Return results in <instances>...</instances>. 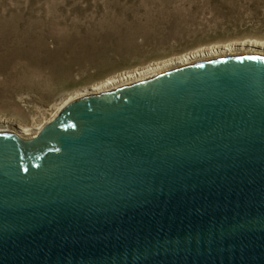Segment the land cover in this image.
Returning <instances> with one entry per match:
<instances>
[{
    "label": "water",
    "instance_id": "water-1",
    "mask_svg": "<svg viewBox=\"0 0 264 264\" xmlns=\"http://www.w3.org/2000/svg\"><path fill=\"white\" fill-rule=\"evenodd\" d=\"M0 264H264V56L79 95L32 139L0 133Z\"/></svg>",
    "mask_w": 264,
    "mask_h": 264
},
{
    "label": "rangeland",
    "instance_id": "rangeland-1",
    "mask_svg": "<svg viewBox=\"0 0 264 264\" xmlns=\"http://www.w3.org/2000/svg\"><path fill=\"white\" fill-rule=\"evenodd\" d=\"M251 39L264 0H0V118L32 125L109 76Z\"/></svg>",
    "mask_w": 264,
    "mask_h": 264
},
{
    "label": "bare ground",
    "instance_id": "bare-ground-1",
    "mask_svg": "<svg viewBox=\"0 0 264 264\" xmlns=\"http://www.w3.org/2000/svg\"><path fill=\"white\" fill-rule=\"evenodd\" d=\"M239 46L244 49L243 51H236L235 47ZM239 54H254L264 56V41L251 39L236 44L230 43L225 45H216L211 47H204L200 50L192 52L189 56H178L170 58L165 61L155 62L147 66L137 68L135 70H130L122 72L116 75L109 76L106 79L98 81L96 84L90 85L85 89H81L78 92L71 94L67 98L56 103L53 110L50 111L49 118H44L45 120L39 122H33L32 125L22 124L14 119L0 118V122L4 125V128L0 130V133H13L23 139L35 138L42 130L53 122L57 116L62 112V110L71 102V100L79 95L83 94H101L110 92L124 86L145 80L147 78L156 76L169 69H176L182 66L191 65L201 61L239 55ZM90 90V92H88ZM52 109V108H51ZM44 117V116H43ZM42 119V118H41ZM35 130V131H34ZM31 134V136H30Z\"/></svg>",
    "mask_w": 264,
    "mask_h": 264
}]
</instances>
